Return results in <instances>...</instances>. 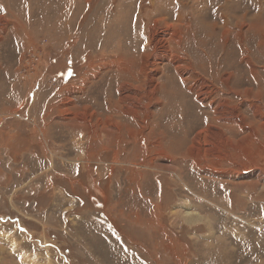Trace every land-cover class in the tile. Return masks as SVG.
Returning a JSON list of instances; mask_svg holds the SVG:
<instances>
[{
    "label": "rangeland",
    "instance_id": "rangeland-1",
    "mask_svg": "<svg viewBox=\"0 0 264 264\" xmlns=\"http://www.w3.org/2000/svg\"><path fill=\"white\" fill-rule=\"evenodd\" d=\"M0 264H264V0H0Z\"/></svg>",
    "mask_w": 264,
    "mask_h": 264
},
{
    "label": "bare ground",
    "instance_id": "bare-ground-1",
    "mask_svg": "<svg viewBox=\"0 0 264 264\" xmlns=\"http://www.w3.org/2000/svg\"><path fill=\"white\" fill-rule=\"evenodd\" d=\"M132 1V0H131ZM179 14H181V13H179ZM117 16V15H116ZM178 16V15H177ZM114 17V16H113ZM126 17V16H125ZM116 18V17H115ZM119 19V18H118ZM128 20V19H127ZM122 21V20H121ZM126 21V20H125ZM158 21H160V19H155L154 20V26H155V24H157L158 23ZM124 22V21H123ZM128 26H129V24H128ZM133 27V26H132ZM130 29H131V27H130ZM224 30V29H223ZM132 31V30H131ZM164 32V31H163ZM172 32V31H171ZM152 33V31L150 32V34ZM125 34V33H124ZM133 34V33H132ZM152 35H154L155 36V39H156V41H158V42H161L162 43V41H163V39H162V32H153L152 33ZM173 37V36H172ZM175 39V38H174ZM132 40H136L137 42H138V46H140L141 47V49H144L145 48V41H146V38L145 37H140V38H138V37H136V36H134L130 41H132ZM129 41V42H130ZM181 41V40H180ZM166 42V41H165ZM159 44V43H158ZM129 46V45H128ZM159 46V45H158ZM157 46V47H158ZM161 46V45H160ZM167 46V45H166ZM128 48V47H127ZM131 48H132V45L130 46V50L129 51H131ZM155 50V49H154ZM131 52H133L134 53V51H131ZM156 52V51H155ZM166 52V51H165ZM164 53V52H163ZM162 54V53H161ZM167 55V54H166ZM168 55H169V53H168ZM155 56V55H154ZM163 56H165V55H163ZM176 56V55H175ZM169 57V56H168ZM242 58V57H241ZM247 58V57H246ZM244 59H245V57H244ZM143 60H145V61H147L148 60V58H145V59H143ZM160 60V59H159ZM249 60V59H248ZM177 62V61H176ZM170 63V62H169ZM251 63V62H250ZM253 63V62H252ZM254 64V63H253ZM145 67H147V65H144ZM149 66V65H148ZM174 67V66H173ZM249 68H251V69H253L254 67L253 66H251V67H249ZM180 69V68H179ZM177 70V69H176ZM147 71V70H146ZM145 71V72H146ZM179 71V70H178ZM140 72V71H139ZM144 72V73H145ZM153 72H155V71H153ZM156 72H158V71H156ZM148 74H149V71L147 72ZM146 74V77H147V79L148 80H150V78H151V75L149 74ZM251 74L253 75V76H257V73H256V71H252L251 72ZM145 77V78H146ZM256 78V77H255ZM226 80V79H225ZM222 82H224L223 81V79H222ZM255 83L254 84H258L257 82H256V80L254 81ZM148 83V82H147ZM151 83H154L153 82V78H151ZM226 85V84H225ZM258 86H259V89L258 90H256V92L258 93V94H260L261 93V87H260V85L258 84ZM257 86V87H258ZM153 87V86H152ZM129 88V87H128ZM207 88L208 87H206V92H204V93H208L209 91H207ZM209 89V88H208ZM127 91L129 90V89H126ZM210 91H212L211 89H210ZM201 93H203L202 91H201ZM201 93H199V94H201ZM203 93V94H204ZM202 94V95H203ZM123 96L125 95V94H122ZM125 97H127L126 95L124 96V98ZM127 98H129V97H127ZM235 113V112H234ZM233 116H235L236 118H237V120L238 121H240L241 122V124L243 125H245V121L244 120H242V117H238L236 114H233ZM222 119H227V117L224 115V117H222ZM220 131L217 129V130H215L214 132H213V136H217V137H219L220 136ZM200 136H201V134H198L196 137L194 136L193 137V141H194V143L195 142H198L199 141V139H200Z\"/></svg>",
    "mask_w": 264,
    "mask_h": 264
},
{
    "label": "crops",
    "instance_id": "crops-1",
    "mask_svg": "<svg viewBox=\"0 0 264 264\" xmlns=\"http://www.w3.org/2000/svg\"><path fill=\"white\" fill-rule=\"evenodd\" d=\"M10 138H11V137H10ZM13 139H14V138H13ZM13 139H12V140H13ZM14 140H15V139H14Z\"/></svg>",
    "mask_w": 264,
    "mask_h": 264
}]
</instances>
